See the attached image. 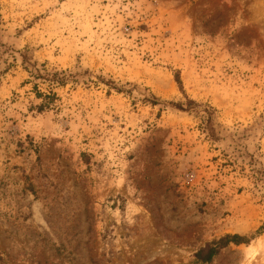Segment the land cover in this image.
<instances>
[{"label":"rangeland","instance_id":"rangeland-1","mask_svg":"<svg viewBox=\"0 0 264 264\" xmlns=\"http://www.w3.org/2000/svg\"><path fill=\"white\" fill-rule=\"evenodd\" d=\"M0 264H264V0H0Z\"/></svg>","mask_w":264,"mask_h":264},{"label":"trees","instance_id":"trees-1","mask_svg":"<svg viewBox=\"0 0 264 264\" xmlns=\"http://www.w3.org/2000/svg\"><path fill=\"white\" fill-rule=\"evenodd\" d=\"M175 81L177 82L179 88L182 91H184V84H183V80L181 78V75H180V71L179 70L175 71ZM37 94L40 97H43V99H45V101L43 103H41L37 107V109L41 111V110H43V109H45L46 107L49 106L50 101L47 100V99L50 96L43 95L42 93H40V91L38 89H37ZM54 95H55V93H54ZM189 102H192V101H189ZM175 104L181 110H186L187 109L182 102H178V103H175ZM257 233H260V231H258ZM250 240H251V238L246 237V236H243V235H240V234H226L223 237L212 241L206 247H204V248L200 249L199 251H197L196 254H195V256L200 261L209 262L223 248L227 247L229 244L234 243L236 245H240V244H243V243H249Z\"/></svg>","mask_w":264,"mask_h":264},{"label":"bare ground","instance_id":"bare-ground-1","mask_svg":"<svg viewBox=\"0 0 264 264\" xmlns=\"http://www.w3.org/2000/svg\"><path fill=\"white\" fill-rule=\"evenodd\" d=\"M259 245H260L259 243H252V244H250L249 246H247L248 252L250 254H254L257 251Z\"/></svg>","mask_w":264,"mask_h":264}]
</instances>
